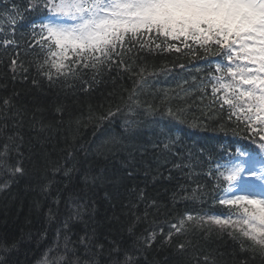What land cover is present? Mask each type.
I'll return each mask as SVG.
<instances>
[{
  "label": "trees",
  "instance_id": "obj_1",
  "mask_svg": "<svg viewBox=\"0 0 264 264\" xmlns=\"http://www.w3.org/2000/svg\"><path fill=\"white\" fill-rule=\"evenodd\" d=\"M4 9L5 2L0 0V11ZM44 18L27 13L26 19L17 25V37L23 34L31 40L27 35L30 26ZM20 43V58L36 59L35 52L25 55L24 41ZM173 43L181 47L180 53L175 49L154 52L144 57V63L137 61L139 68L144 69L146 81L142 88L137 86L140 104L128 98L133 80H138L139 75L133 77L129 72L113 70L110 76L106 73L86 90L78 82L75 87L60 83L49 86L47 80L37 87L32 83L34 69H29L26 79L19 73L13 78L8 60L15 49L5 51L0 47V102L8 99L11 104V110L6 112L8 119L0 115V126L7 124L9 132L19 131L23 136L21 152L26 169L24 176L15 178L0 169V185L8 183L7 188L0 190V243L7 246L11 241L19 242L16 250L5 257L10 264H40L43 254L54 244L59 227V219L49 221L48 210L53 209L62 219L72 193L81 191L95 201L90 223L97 228L101 241L115 239L131 247L133 240L124 226L136 217L141 218L137 236L147 235L149 230L157 232L155 244L144 254L148 264H206V258L207 264H244L245 260L248 264H262L259 258L250 259L242 251L240 240L214 226L206 232L186 220L188 214L202 215L199 211L214 210L217 195L209 180L213 168L207 159L209 153L215 159V155L229 147L228 138H241V131L247 129L235 120L229 123L223 113L221 125L207 122L200 126L201 110L213 99L207 80L211 57L192 55L179 41ZM90 77L91 73L86 78ZM144 101L153 107L149 109ZM61 107L66 109L63 115L57 111ZM109 107L114 116L99 123L97 119L88 120L90 112L99 118ZM214 107L219 113V105ZM168 108L184 109L186 114L180 118L183 122L170 117ZM17 112L21 113L18 126ZM75 120L81 122L79 130L76 131L75 125L69 130V122ZM126 121H136L137 127L124 147L96 154L95 145L104 139L105 132L119 131ZM158 141L169 143V150L154 147ZM73 149L80 171L71 183L57 174L55 183L42 190L52 179L51 163L63 164L66 151ZM202 150H206L203 155ZM16 159V154L11 153L9 163ZM88 170L104 177L92 188L80 179ZM193 193L197 194L195 199ZM57 198L58 210L54 204ZM178 219H185L187 231L183 234L173 231V238L168 241L161 229L167 233L169 225ZM75 230L79 231L80 225ZM42 233H46L43 240ZM180 244H184L183 249ZM140 259L144 264V256Z\"/></svg>",
  "mask_w": 264,
  "mask_h": 264
},
{
  "label": "snow or ice",
  "instance_id": "obj_2",
  "mask_svg": "<svg viewBox=\"0 0 264 264\" xmlns=\"http://www.w3.org/2000/svg\"><path fill=\"white\" fill-rule=\"evenodd\" d=\"M5 9L0 11V47L5 51L15 49L8 60V68L15 79L19 73L25 79L29 69H34L33 85L39 87L47 80L49 86L60 83L75 87L78 82L82 90L90 88L106 73L113 70L129 72L133 77V91L129 100L140 104L136 96L137 86L141 88L144 80L143 68L137 61L144 63V57L181 47L173 43L179 41L183 49L192 55L207 57L221 56L225 63H216L215 72L219 76L210 78L212 101L201 110L203 123L214 122L221 125L224 115L230 123H241L259 140V152L264 157V0H4ZM8 5H11L9 8ZM27 13L44 15L45 19L30 26L27 39L23 34L17 37V25L27 17ZM170 38V40H169ZM20 40L24 41L25 55L36 53V59L25 61L20 58ZM191 41L192 43H189ZM143 54V56L141 55ZM138 69V71H137ZM91 73L90 79L86 78ZM223 89L225 95L216 94ZM222 101V102H221ZM0 115L8 119L11 110L8 99L3 100ZM148 104L147 101H144ZM219 105V113L214 105ZM225 105L227 112L225 113ZM153 106L148 104V108ZM61 115L66 111L57 109ZM119 112V106L116 107ZM168 115L178 122L185 116L182 108H168ZM223 113L224 115H221ZM21 113H16V125L20 124ZM114 116L111 107L99 118L91 112L88 120L97 122ZM196 119L195 117H191ZM75 125L79 130V120L70 121L68 129ZM137 127L136 121H126L119 131L107 130L104 139L95 145V153L122 149L130 140ZM41 130H43L41 128ZM0 169L10 173L11 177L24 176V157L21 147L24 143L19 131L9 132L8 125L0 126ZM154 147L169 150L170 145L158 141ZM202 150L201 155H203ZM11 153L17 159L9 163ZM86 155V153H85ZM252 159V154L240 148L235 149L232 159ZM211 160L213 177L223 178L230 188L236 186L246 170V164L237 162L225 168L219 161ZM178 166V165H174ZM223 169V170H221ZM52 179L43 186L46 191L55 183L57 174L71 183L80 171V162L76 151H66L64 163H51ZM251 177L264 182V163L259 171L251 170ZM80 179L92 188L100 183L103 176L90 170L83 172ZM245 194H234L228 199H218L219 205H227L235 212H205L203 215H186V220L193 225L212 231L214 225L221 232L240 240L242 251L250 259L259 258L264 264V197L251 194L248 190L254 185H238ZM8 187L7 181L0 185V190ZM67 187V184L65 185ZM197 197L193 193L192 198ZM187 198V197H185ZM58 206L59 198L54 201ZM153 206H156L153 201ZM158 208V206H156ZM95 201L83 191L73 192L65 204V215L59 218L53 209L48 210L50 222L59 219L56 238L43 254L40 264H148L144 255L157 240V232L149 230L147 235L137 236L136 217L124 230L133 240L131 247H125L119 241H101L97 228L90 223L93 218ZM147 216V212H145ZM235 216V218H234ZM80 225V230L75 228ZM176 234H183L185 219L169 225V231L163 234L168 241ZM46 233L40 234L45 239ZM18 241H11L5 246L0 243V264H10L5 258L15 251ZM181 249L184 244H180ZM51 254V255H50ZM207 264V258H206ZM244 264H248L247 260Z\"/></svg>",
  "mask_w": 264,
  "mask_h": 264
},
{
  "label": "rangeland",
  "instance_id": "obj_3",
  "mask_svg": "<svg viewBox=\"0 0 264 264\" xmlns=\"http://www.w3.org/2000/svg\"><path fill=\"white\" fill-rule=\"evenodd\" d=\"M252 178V177H251ZM239 184L236 183V186L234 188H232V193H235V191H239V193H235V194H242L243 192L240 191V187L238 186ZM254 187H256L254 185ZM254 187L250 188L248 191L252 194V191L253 190H256L254 189Z\"/></svg>",
  "mask_w": 264,
  "mask_h": 264
},
{
  "label": "bare ground",
  "instance_id": "obj_4",
  "mask_svg": "<svg viewBox=\"0 0 264 264\" xmlns=\"http://www.w3.org/2000/svg\"><path fill=\"white\" fill-rule=\"evenodd\" d=\"M210 171H211V170H210ZM210 171H209V172H210ZM207 174H208V170H206V172H205V174H204V175L206 176ZM210 176H211V175H209V180L211 181V178H210Z\"/></svg>",
  "mask_w": 264,
  "mask_h": 264
}]
</instances>
